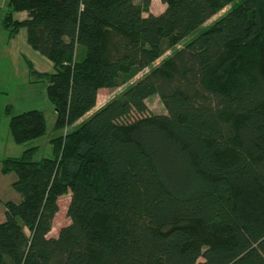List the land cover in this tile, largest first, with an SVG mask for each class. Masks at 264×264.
Segmentation results:
<instances>
[{"label": "trees", "instance_id": "1", "mask_svg": "<svg viewBox=\"0 0 264 264\" xmlns=\"http://www.w3.org/2000/svg\"><path fill=\"white\" fill-rule=\"evenodd\" d=\"M231 1L161 0L159 14L150 0L0 7V27L24 28L52 63L31 72L55 111L50 132L41 109L9 117L23 150L1 159L20 199L2 203L0 264H264V0H239L174 48ZM144 69L84 118L99 89ZM152 95L166 113L148 110Z\"/></svg>", "mask_w": 264, "mask_h": 264}, {"label": "rangeland", "instance_id": "2", "mask_svg": "<svg viewBox=\"0 0 264 264\" xmlns=\"http://www.w3.org/2000/svg\"><path fill=\"white\" fill-rule=\"evenodd\" d=\"M239 0H233L230 3L223 6L221 10H219L214 16H212L208 21H206L203 25L192 31L185 39L180 42L178 45H176L174 48H179L182 46L184 41L189 40L190 38L198 35L200 32H202L206 27H208L215 19H217L220 15H222L224 12L229 10L232 6H234ZM134 2L140 3L141 0H134ZM7 0L1 1L0 7L6 8ZM165 8V4L161 2V0H150L148 5V11H150L153 14H159L161 13ZM22 12V11H20ZM18 13V12H16ZM174 48L164 47L163 54L159 57V59L156 61L155 65L158 64L162 59L166 58L168 55L171 54V52L174 50ZM83 50L82 48H80ZM41 57V58H40ZM46 61L50 63V70H52V64L51 62L39 54L36 50H34L31 45L28 43L26 38V31L24 28L20 29L14 36H9L8 31L0 27V87L5 88L4 93H0V155L4 154V152H8L11 150L12 146L15 147L12 142L10 136H7L9 132H6V124L7 120L9 122V117L14 112H17L15 107L13 106V103H7L12 102V98L16 97V95H19L21 92H29L33 91L34 95L38 97L37 104L30 105L31 108H39L45 112L46 119H47V130L50 132V125L52 122V110L49 111L45 105H38L43 101L46 100L45 93H43L42 89V81L35 82V76L31 72L32 65L38 66L39 68H44L46 65ZM147 69L145 70V72ZM139 76H141V72H134L128 75H119L118 77V84L116 87L112 88H105V89H99L98 92V103L99 105L102 103H106L113 97H118L122 94L123 90L132 84L134 81H136ZM35 83H37L35 85ZM146 105L148 107V110L152 113L157 114H164L166 113L165 106L158 95H152L149 96L146 99ZM48 105L50 106L49 102ZM7 104L11 105L10 113L7 114L5 107ZM5 105L4 109L2 110V107ZM20 106H29L26 103H23ZM40 106V107H39ZM48 106V107H49ZM30 108V107H27ZM90 113L86 114L84 116L87 117ZM51 135V133H50ZM50 135H47L40 139H45L46 137H50ZM8 141L9 145L4 144ZM41 141V140H40ZM41 143V142H40ZM3 147V148H2ZM6 154V153H5ZM50 155V149L47 147L46 144H42L40 146V150L35 155V158L39 159L41 157H46ZM9 175H15L14 173L7 174L6 177H9ZM5 177L4 174H0V178ZM4 179V178H3ZM3 186V190L0 192V207H3V202L7 200H13L14 202L18 199V194H16L12 187L9 188V185L5 183H1ZM5 186H8L6 188ZM17 197V199H16ZM67 197L63 196L60 198V202H58L59 211L56 213L55 219L53 223L55 224V227L58 228L61 225H64L68 222L67 216H66V205H67ZM55 228V229H56Z\"/></svg>", "mask_w": 264, "mask_h": 264}, {"label": "crops", "instance_id": "3", "mask_svg": "<svg viewBox=\"0 0 264 264\" xmlns=\"http://www.w3.org/2000/svg\"><path fill=\"white\" fill-rule=\"evenodd\" d=\"M1 1H3V0H0V4H1ZM137 3V2H136ZM27 17V14H26V12H18V13H15L14 14V18L15 19H18V20H23V19H25ZM41 58V57H40ZM156 63V62H155ZM154 63V64H155ZM52 64V63H51ZM32 65V68H33V70L34 71H37V72H39V73H41V72H51L52 70H50L49 71V69H50V63L49 62H47L46 61V65L44 66V68H39L38 66H34V64H31ZM53 69V68H52ZM145 70L146 69H144L143 71H141V76L145 73ZM141 76H139V77H141ZM37 83H35V85H36ZM43 86H42V89H43V93H45V84L43 83L42 84ZM102 89H105V88H102ZM3 91H5V88H3V87H0V93H4ZM99 92V91H98ZM45 96H46V93H45ZM98 97V96H97ZM37 100H38V97L37 96H35L34 95V93H33V91H29V92H21L19 95H16V97H14V98H12V102H7V103H13V106L15 107V109L17 110V112H14V113H20V112H23V111H26V110H30V109H34V108H31L32 106H30V105H35V104H37ZM46 100L47 101H43V103L41 102L40 104H38V105H45L46 107H47V109H49V111L50 110H52V113H53V116H52V122H51V125H52V123H53V120H54V117H55V111H54V109H53V106L51 105V103L48 101V99H47V97H46ZM46 102H49L50 103V106L48 105V103H46ZM23 103H26V104H28L29 106H27V107H30V108H24L25 106H20V107H18L17 108V106H19V105H21V104H23ZM103 104L101 103L100 105H99V103H98V100H97V102H96V106H95V108L93 109V110H91L89 113H92V111H94V110H96V109H98L100 106H102ZM39 106V107H40ZM49 106V107H48ZM4 107H5V105L2 107V110L4 109ZM38 108V107H37ZM39 109V108H38ZM88 114V113H87ZM6 132L8 133L9 132V130H8V120H7V124H6ZM7 136H10L9 134H7ZM10 138H11V136H10ZM42 141H40L41 142V145H42V143L44 144V142H46V139H45V141L43 140V139H41ZM11 142H12V144L15 146V147H13L12 146V148H11V150H9L8 152H4V154H1L0 155V164H1V159H3L4 157H6V156H18V155H20V153L22 152V150H23V147L22 146H20V145H17V144H15L13 141H12V139H11ZM4 144H6V145H8V146H10L9 145V143H8V141L6 140V142L4 143ZM3 148V147H2ZM6 153V154H5ZM0 174H2L1 172H0ZM11 174V173H10ZM5 177H2V178H0V192L3 190V186H2V184L1 183H5L6 184V182H7V185H9V188H11V190H13L12 189V183H13V181L15 180V178H16V176L15 175H9V177H6L7 175H4ZM4 178V179H3ZM6 188H8V186H5ZM14 191V190H13ZM15 192V191H14ZM16 193V192H15ZM17 194V193H16ZM16 199H17V197H16ZM19 199H20V197H19V195H18V199H17V201L16 202H18L19 201ZM11 201H13V200H11ZM4 220V209H3V207L1 206L0 207V222H2Z\"/></svg>", "mask_w": 264, "mask_h": 264}]
</instances>
